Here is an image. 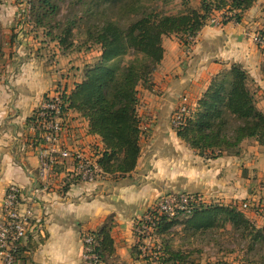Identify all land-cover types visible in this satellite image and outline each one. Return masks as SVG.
I'll use <instances>...</instances> for the list:
<instances>
[{
	"label": "crops",
	"instance_id": "obj_1",
	"mask_svg": "<svg viewBox=\"0 0 264 264\" xmlns=\"http://www.w3.org/2000/svg\"><path fill=\"white\" fill-rule=\"evenodd\" d=\"M225 9L230 16L241 11ZM241 16L240 21L231 18L221 27L205 23L189 54L180 36L163 37L164 57L153 74V87H138L140 156L131 173L104 172L96 181L85 182L71 172L67 162L56 167L49 188L38 197L33 193L40 186L39 159L31 143L36 136L33 114L59 85L66 81L64 88L71 93L84 77L74 82L63 77L69 73L60 68L71 60L70 50H61L57 40L44 38L47 42L42 44L40 35L36 38L31 31L24 32L35 28L32 23H4L15 33L5 38L0 61V216L10 183L21 186L26 197L36 198L35 224L22 242L20 264H85L84 235L97 231L111 216L115 253L104 264H147L133 253L135 225L161 195L193 192L207 205L236 206L252 197V169L264 170V159L257 151L251 158L249 139L242 142L238 155L214 156L210 150L200 154L178 135L171 121L183 96L196 109L213 77L235 63L249 73L256 86L257 105L264 111V53L248 35L249 31H264V0H255ZM48 42L54 43V49H47ZM47 51L54 55V62H48ZM68 114L80 141L104 150L101 136L90 131L89 119L74 108ZM199 236L185 232L179 223L158 233L156 240L184 250V242H194Z\"/></svg>",
	"mask_w": 264,
	"mask_h": 264
},
{
	"label": "trees",
	"instance_id": "obj_2",
	"mask_svg": "<svg viewBox=\"0 0 264 264\" xmlns=\"http://www.w3.org/2000/svg\"><path fill=\"white\" fill-rule=\"evenodd\" d=\"M60 1L34 0L31 14L36 25L46 26L55 21L61 10ZM254 2L201 0V9H197L182 0L175 12L169 7L152 4L150 0L87 2V14L104 17V20L87 25L82 35L98 44L101 54L97 61L86 66L84 79L67 98L70 108L89 119L90 131L101 136L104 152L99 163L105 172L124 176L137 166L141 135L138 87H153V74L164 57L163 37L195 34L211 13L228 7L241 10L234 15L240 21L241 14ZM102 6L105 9L100 11ZM125 17L137 18L121 23ZM76 25V19L65 26L55 25L62 31L53 40L58 41L64 52L74 46ZM250 82L247 70L237 63L215 75L192 116L178 129V135L200 154L210 150L214 156L240 154L246 139L254 138L264 145V111L257 105ZM179 217L163 216L156 233L168 232L181 223L183 230L192 236L233 230L250 239L252 245L264 242V227H257L236 205L200 202L190 216H182L185 219L181 221ZM112 227L111 216L97 231L91 232L94 252L103 263L115 253ZM156 245L159 246L155 248L158 259L164 264H192L189 253L174 250L165 241ZM133 253L142 259L138 242L133 246Z\"/></svg>",
	"mask_w": 264,
	"mask_h": 264
},
{
	"label": "built area",
	"instance_id": "obj_3",
	"mask_svg": "<svg viewBox=\"0 0 264 264\" xmlns=\"http://www.w3.org/2000/svg\"><path fill=\"white\" fill-rule=\"evenodd\" d=\"M233 12V11H232ZM234 13V12H233ZM232 14V13H231ZM228 9L216 10L209 15L207 24L221 27L228 15ZM197 33L186 34L181 43L187 54L191 53L197 42ZM254 43L264 53V31L256 30L251 34ZM62 85V84H61ZM59 87L45 97L33 114V128L36 130L32 146L39 159L40 186L33 193L38 197L42 190L49 188L54 171L59 165L71 163V172L80 180L94 182L105 171L99 160L104 150L93 147L90 143L81 142L72 130L68 109L67 89ZM195 109L187 96L172 114V124L175 129L181 128L192 116ZM36 198L26 197L21 186L10 183L2 200L0 216V264H20L18 255L23 240L31 233L35 224L33 202ZM202 201V197L193 192H172L161 195L135 225V235L141 257L147 264H164L158 259L159 248L156 244L157 225L164 216L171 219L176 216L188 217L194 207ZM249 204L243 202L238 207L243 211ZM94 237L91 233L84 235L85 264H104L94 252Z\"/></svg>",
	"mask_w": 264,
	"mask_h": 264
},
{
	"label": "rangeland",
	"instance_id": "obj_4",
	"mask_svg": "<svg viewBox=\"0 0 264 264\" xmlns=\"http://www.w3.org/2000/svg\"><path fill=\"white\" fill-rule=\"evenodd\" d=\"M0 4V61L4 57V46L5 38L15 33L12 27L5 26L4 23H32L35 28L28 27V29L23 30L24 32H32V36L43 38L42 44L50 41L54 42V37L57 33L62 31V28H56L55 25L60 23L65 26L72 19H76V34L74 36V46L70 49L71 60L68 62H63V68L69 74L64 73L63 77L74 80H79L84 77V68L86 69V64H93L98 60V52L100 51V46L85 38L82 35V30L85 29L87 25L102 23L104 17L101 18L87 14L88 1L89 0H61L60 1V13L58 14L55 21L47 24L46 26L36 25V19L31 14L32 2L34 0H1ZM182 0H150L152 4H159L162 8L163 6L169 7L173 12L178 11L180 8ZM187 5L193 8L201 9V0H187ZM105 9V6L100 7V11ZM112 15L113 11H109ZM228 20L231 18L235 19V16H227ZM137 17H125L121 19V23H129ZM207 20V19H206ZM236 20V19H235ZM206 23V21H205ZM52 25V26H51ZM81 30V31H80ZM51 34H50V33ZM253 31H249L248 35L251 38ZM43 35V36H41ZM185 35H180L183 39ZM44 38L47 41H44ZM44 41V42H43ZM254 43V41L252 40ZM54 43L47 44V49H54ZM255 44V43H254ZM59 47V46H58ZM62 50V49H61ZM51 53L47 51L46 54L49 56ZM54 55L50 54L48 57V62H54ZM65 59L63 58V61ZM85 65V66H84ZM71 76V77H70ZM64 79V78H63ZM66 86V81L62 83ZM61 85V87H62ZM250 87L255 91L256 86L251 82ZM254 138L249 139L247 145L251 146L252 155L251 158L256 157V151L260 153L261 159H264V145L256 142ZM258 147V148H257ZM264 162V160H263ZM261 173V174H260ZM252 177L254 183V193L252 197L244 200L249 204L246 209V213L252 217L253 223L257 227H264V170L263 169H252ZM256 190V191H255ZM160 242V241H159ZM184 250L191 255V261L193 264H264V242H256L252 245V241L247 239L245 236L239 232H234L233 230L221 231V232H208L201 234L197 237L194 242H184ZM177 248V246H174ZM182 250V251H184Z\"/></svg>",
	"mask_w": 264,
	"mask_h": 264
}]
</instances>
